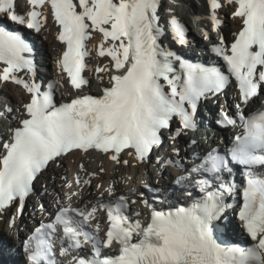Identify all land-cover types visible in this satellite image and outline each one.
<instances>
[{
  "label": "snow or ice",
  "instance_id": "snow-or-ice-1",
  "mask_svg": "<svg viewBox=\"0 0 264 264\" xmlns=\"http://www.w3.org/2000/svg\"><path fill=\"white\" fill-rule=\"evenodd\" d=\"M206 2L207 15L198 19L218 37L207 65L165 47L166 36L181 48L192 41L171 9L162 19L163 0H25L23 14L17 0H0V87L16 85L27 96L0 112V120L17 113L0 140V217L12 213L11 228L48 170L70 155L98 153L116 165H128L122 156H130L141 167L155 158L159 173L176 172L172 184H144L145 198L144 191L117 195L114 184L93 185L97 174L80 164L73 182L62 177L68 191L54 198L48 221L22 243L25 264H264V0ZM46 7L63 47L58 78L44 91L33 45L10 25L40 33ZM225 8L236 24L230 40L222 34ZM95 34L101 40L92 66ZM202 35L211 41L209 30ZM86 73L98 94H90ZM229 90L232 102L216 119L230 133L219 142L224 147L201 149L195 140L180 147V138L198 131L201 107ZM166 135L168 155L161 158ZM92 187L98 194L86 199L84 189ZM237 195L248 247L221 239L227 201Z\"/></svg>",
  "mask_w": 264,
  "mask_h": 264
},
{
  "label": "bare ground",
  "instance_id": "bare-ground-1",
  "mask_svg": "<svg viewBox=\"0 0 264 264\" xmlns=\"http://www.w3.org/2000/svg\"><path fill=\"white\" fill-rule=\"evenodd\" d=\"M174 3V7L171 8L169 5L165 3V0H163L164 7L162 9L163 17L162 19H166V10L171 9L172 12L177 14L178 17L181 18H190L192 13L199 12L202 16L207 15V2L206 0H200L201 4L200 6L197 5V0H169ZM199 4V2H198ZM180 8H184V10L180 11ZM227 9L225 8L221 12V17L225 20V31L222 32V34L225 36V39L227 40L231 36V32L235 30L236 24L230 19V16L226 15ZM205 24L207 23V20L203 21ZM56 33L54 24L52 23V19L48 17L47 25L43 28L42 34L40 35V39L43 42V45L45 47V51L47 52V56L50 58L51 63L50 64V70L52 74H55L56 79L58 78V70L56 67V58L58 57L60 51H61V45L56 40ZM98 42L101 40V36L97 34ZM95 56V54H94ZM106 63L107 61H102ZM98 63V59H95V63L93 66H95ZM49 65V63H46ZM49 70V71H50ZM95 79V77L93 76ZM97 87V85H96ZM1 88H5L9 95H13V97L10 98V106L13 108L19 107L22 100L26 99L25 94L22 92L21 89H19L16 85L9 84L7 86H3ZM66 88V87H65ZM65 88L63 91H65ZM6 92V91H5ZM12 115H17V113L13 112L9 115L10 120ZM6 123L0 124V127H4ZM4 131L1 133V137H3ZM212 140V139H211ZM215 142V141H214ZM218 144V142H215ZM180 144L183 147V145L187 144L186 137H182L180 139ZM71 159V158H70ZM72 163L75 167L76 173L79 171V165L84 164V166L88 169L89 173L95 172L97 175L95 179H93V185L96 184H102L104 186H109V184H114L116 188L117 195L122 193H127L129 190H132L137 185H134V181H137V183L140 182L141 177L140 175L135 176L134 172L136 171V168H130V166L125 165H117L118 168L115 167V164H111L106 161L104 158L98 159L100 162H97V164L93 163L92 159L90 157L85 158L83 155L75 154L72 157ZM101 168H103V171H101ZM172 171H164L162 174L165 179L170 177L171 175H175L174 172L170 174ZM62 177H65L64 175V168L60 165L56 168H50L47 172V175L44 176V178L41 180V183H44L41 185L40 191L43 195V198L41 199V204H44L48 209H51L56 207V204L54 202V198L63 196L65 192L68 190L66 187L62 185L64 183ZM45 186L47 187V192L44 191ZM103 190L101 189L100 192ZM136 192L138 190H135ZM85 198H95V196L98 194L97 189L95 187L92 188H85ZM88 193H92V196L89 197ZM105 197L107 198V194L104 193ZM74 203H79V201H75ZM82 206V205H81ZM137 208L139 209V206L137 205ZM12 213H9L3 217H0V236L7 240L11 245H13L12 240L16 241L17 238L22 235V231L17 230V226L15 229H12L9 227L10 217ZM40 213H38L37 217L40 218ZM30 221L29 219V206L26 208L24 215L21 217L19 221L16 222V225L19 224L21 227H27V223ZM235 224L232 222V225L229 229V234L231 236L237 235L240 233H236L235 231ZM0 237V238H1ZM2 238V239H3ZM5 248H2V250ZM12 250V248H10ZM4 254H8V250L6 249L4 251Z\"/></svg>",
  "mask_w": 264,
  "mask_h": 264
},
{
  "label": "rangeland",
  "instance_id": "rangeland-1",
  "mask_svg": "<svg viewBox=\"0 0 264 264\" xmlns=\"http://www.w3.org/2000/svg\"><path fill=\"white\" fill-rule=\"evenodd\" d=\"M205 1V0H204ZM197 2V5H199L200 6V4H201V1L200 0H197L196 1ZM198 2H199V4H198ZM167 3H169V1H167ZM53 65V64H52ZM113 168H118L117 166L116 167H113ZM62 185H64V183H62Z\"/></svg>",
  "mask_w": 264,
  "mask_h": 264
}]
</instances>
